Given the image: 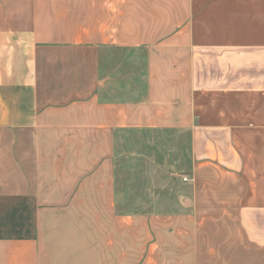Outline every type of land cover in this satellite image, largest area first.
I'll return each mask as SVG.
<instances>
[{"label": "crops", "instance_id": "obj_1", "mask_svg": "<svg viewBox=\"0 0 264 264\" xmlns=\"http://www.w3.org/2000/svg\"><path fill=\"white\" fill-rule=\"evenodd\" d=\"M0 264H264V0H0Z\"/></svg>", "mask_w": 264, "mask_h": 264}, {"label": "rangeland", "instance_id": "obj_2", "mask_svg": "<svg viewBox=\"0 0 264 264\" xmlns=\"http://www.w3.org/2000/svg\"><path fill=\"white\" fill-rule=\"evenodd\" d=\"M135 66L139 64L138 59H132ZM185 172H180L177 178L182 180V174ZM123 184H128V186H121L120 189L125 191L124 200L121 201L123 204L134 205V209L137 211L146 210L154 207L158 202L151 201V195L160 193L162 194V210L170 208L172 204V199L178 195V193H183L182 186L187 181H120ZM129 191L127 192L126 190ZM132 194V195H130ZM169 200V201H168Z\"/></svg>", "mask_w": 264, "mask_h": 264}, {"label": "built area", "instance_id": "obj_3", "mask_svg": "<svg viewBox=\"0 0 264 264\" xmlns=\"http://www.w3.org/2000/svg\"><path fill=\"white\" fill-rule=\"evenodd\" d=\"M188 180V178L187 177H184V181H187Z\"/></svg>", "mask_w": 264, "mask_h": 264}]
</instances>
